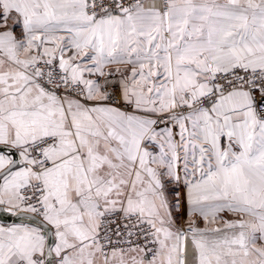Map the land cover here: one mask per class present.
I'll return each instance as SVG.
<instances>
[{
    "label": "snow or ice",
    "instance_id": "obj_1",
    "mask_svg": "<svg viewBox=\"0 0 264 264\" xmlns=\"http://www.w3.org/2000/svg\"><path fill=\"white\" fill-rule=\"evenodd\" d=\"M0 264H264V0H0Z\"/></svg>",
    "mask_w": 264,
    "mask_h": 264
},
{
    "label": "water",
    "instance_id": "obj_2",
    "mask_svg": "<svg viewBox=\"0 0 264 264\" xmlns=\"http://www.w3.org/2000/svg\"><path fill=\"white\" fill-rule=\"evenodd\" d=\"M0 222L3 223H18L21 222L20 218L15 216L0 215Z\"/></svg>",
    "mask_w": 264,
    "mask_h": 264
},
{
    "label": "crops",
    "instance_id": "obj_3",
    "mask_svg": "<svg viewBox=\"0 0 264 264\" xmlns=\"http://www.w3.org/2000/svg\"><path fill=\"white\" fill-rule=\"evenodd\" d=\"M18 223H20V222H18ZM0 224H9L10 225V224H13V223H3V222H0Z\"/></svg>",
    "mask_w": 264,
    "mask_h": 264
}]
</instances>
